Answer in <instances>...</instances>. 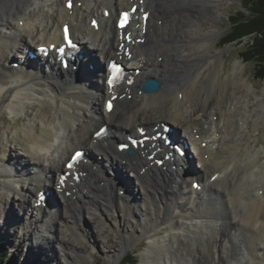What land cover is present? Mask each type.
Masks as SVG:
<instances>
[{
    "label": "bare ground",
    "instance_id": "6f19581e",
    "mask_svg": "<svg viewBox=\"0 0 264 264\" xmlns=\"http://www.w3.org/2000/svg\"><path fill=\"white\" fill-rule=\"evenodd\" d=\"M66 1L0 0V112L16 117L26 99L36 104L15 138L0 133V171L5 173L0 210L10 204L11 193L19 195L27 204L21 209L37 219L29 229L36 253L51 256L44 243L53 242L63 249L65 261L83 251L60 241L61 232L74 235L80 223L60 214V205L71 204L94 215L97 228L124 238L134 231L133 224L142 234L166 232L163 238L148 237L139 264H264V144L258 145L264 103L254 105L262 94L238 75V63L226 74L222 57L207 54L211 30L202 31L200 25L221 12L224 0H73L70 10ZM131 6H137L133 20L118 32V12ZM66 24L83 46L82 59L75 57L76 71L62 70L52 55ZM40 46L49 47L50 58L25 59L20 70L13 66L19 63L16 52L22 56ZM94 50L102 63L122 62L133 83L109 88L106 68L91 56ZM147 78L160 83L157 92H140ZM98 81L101 85H94ZM164 120L188 138L199 169L175 155L159 168L154 160L161 142L150 150L145 144L131 157L116 150L118 140L136 128ZM102 125L108 126V136L95 141L93 134ZM7 145L22 153L16 156L24 163L20 170L4 167ZM79 147L91 161L78 166V182L72 176L60 182L66 155ZM194 180L199 191L192 188ZM40 191L54 192V207L36 205ZM168 193L179 212L167 205ZM177 213L181 223L174 221ZM10 220L9 213L2 214L3 224ZM85 235L90 248L98 247L96 238L82 230Z\"/></svg>",
    "mask_w": 264,
    "mask_h": 264
},
{
    "label": "rangeland",
    "instance_id": "374dc122",
    "mask_svg": "<svg viewBox=\"0 0 264 264\" xmlns=\"http://www.w3.org/2000/svg\"><path fill=\"white\" fill-rule=\"evenodd\" d=\"M223 4L224 5L221 7L220 13H218L214 17H205L204 20L200 23L202 31L211 30V33H209L210 37L206 41V43L208 44L207 54L209 56H213L214 60H218L222 57L224 61L223 69L226 74L232 72L235 64H239L240 70L238 72V75H242L243 79H246L248 83H251L254 88L257 89V94H262L261 100L254 102V105L256 107L258 106L260 101L264 103V81L258 78L259 72L258 68L255 65V61H247L242 58L245 46L247 44H250L252 42V39H250L249 37H245L242 40H235L232 42L227 41V38L229 37L230 32L235 26L236 22H238L244 16H248V12L246 11V7L243 6L240 0H224ZM86 47L90 48L89 45H86ZM31 51L34 52L33 47H31ZM17 56L18 53L16 52L14 60L19 59V56ZM92 56L96 57V63L98 62L99 64H101L102 67H100V69L102 68L103 70L104 63L101 62V58H98L95 50L92 52ZM96 71L97 69L95 68L94 72ZM190 78L191 76H189L188 81H190ZM74 79H76V82H78V77H74ZM91 79L95 81L96 79H98V77L94 74ZM230 81L233 83V78H231ZM98 82L99 84L94 83V85H101V81ZM190 85V82L187 83V88H190ZM35 106L36 104L33 103L32 100L26 99L24 101L21 112H19V115L16 117L10 116L5 111L0 112V133H5L9 137L15 138V134L17 133V131H19V129H21V127H23L28 122V115L34 112L33 108H35ZM98 108L101 110L102 105L99 104ZM173 128L175 129V126H173ZM94 130L95 129H93V131ZM259 132L261 136H258V145H261L264 144V128L260 127ZM179 135H181V133L178 131V137ZM88 136L89 135H87V137ZM18 154H22L19 151L18 147L7 145L6 160H8L4 164V167L7 169H11L14 166H17V170H20V168L23 167L24 163L16 158ZM67 159L68 155H66L64 161H66ZM64 161H62V163ZM197 169H199V167H197ZM4 175V171H0V193L3 192L2 186L3 182L5 181ZM27 190L28 189H23V192L28 193ZM126 194L128 195V193ZM170 194L171 193H168L165 197L166 203L171 210H176V212H179L180 207L177 203L172 202V195ZM55 197L56 196L54 195V192L51 191L49 199V206H51L50 208L54 207ZM22 205L27 206V204L23 203L22 200L20 202L19 195L11 193L10 204L4 206L3 211L0 210V244L4 246L7 252V256L19 264H119L129 254H132L134 256L135 264H139L142 254L145 252V249L151 242V239L148 237L163 238L167 235L166 232L160 231V233H157V236H154L155 233L152 231V229L145 234H142L140 225L136 226L133 224L134 231L131 233L125 232L128 233L127 235L129 236L128 238H124L123 235L110 232L106 228H97V225L94 224V215L88 216L85 209H79L77 205L71 204H68L66 206L60 205V214L63 215V218H65V216H69L76 221H80L75 234L73 235L71 231H64L65 233L61 232L62 240L60 241L66 243L65 248L74 246L76 247V250H79V247L83 249V251H77L76 254L72 255L70 259H66L65 261V258L63 257V249L61 253L58 246H56L53 242L50 243L49 241H46L44 243L45 247H48L53 251L50 252L51 256H48L47 254L44 255V251L36 253L37 246H34L33 240L30 239L31 230L29 229H34L36 227L37 219L34 220V217L31 218L30 214H26V211L21 209ZM7 213H9V219H11V222H9L8 224H3L2 214L7 215ZM52 213H55V209H52V212L50 214ZM110 214L111 212H109V215ZM174 219V221L176 222H182L180 213H177ZM62 220L63 219H61V221ZM154 224L148 225L146 229L152 228ZM5 229L8 231H6ZM82 230H86V234H88L89 237L96 238L98 247L96 246L94 248H90V245L87 242L86 235L81 236ZM123 242L127 244L126 249L122 248ZM107 246L111 247L113 251H111L110 253L106 252L105 247Z\"/></svg>",
    "mask_w": 264,
    "mask_h": 264
},
{
    "label": "trees",
    "instance_id": "16d2710c",
    "mask_svg": "<svg viewBox=\"0 0 264 264\" xmlns=\"http://www.w3.org/2000/svg\"><path fill=\"white\" fill-rule=\"evenodd\" d=\"M248 16H244L232 28L228 42L242 40L245 37L252 39L245 46L242 58L254 60L258 68L259 79L264 81V0H240ZM227 42V43H228ZM0 264H19L7 256L3 245L0 244ZM119 264H135L134 256L127 255Z\"/></svg>",
    "mask_w": 264,
    "mask_h": 264
},
{
    "label": "snow or ice",
    "instance_id": "6c2138e0",
    "mask_svg": "<svg viewBox=\"0 0 264 264\" xmlns=\"http://www.w3.org/2000/svg\"><path fill=\"white\" fill-rule=\"evenodd\" d=\"M68 7H71L72 4H71V0H69V3L67 5ZM133 11H135V9H133ZM128 17H129V13H123L122 14V17H121V20L119 22V27L120 28H125L126 25L128 24ZM95 24V22H93ZM65 40H68V29H67V26H65ZM69 42V45L71 46V41H68ZM60 51H63V49H60ZM113 68H115L116 66L115 65H112ZM108 84H109V87L112 86V78H109L108 80ZM107 109L109 111H111V108H112V105H111V102L109 101L106 105ZM76 156H79V153L76 154ZM76 156L73 157V160L76 158ZM68 167H71V163L68 164Z\"/></svg>",
    "mask_w": 264,
    "mask_h": 264
},
{
    "label": "water",
    "instance_id": "95a60500",
    "mask_svg": "<svg viewBox=\"0 0 264 264\" xmlns=\"http://www.w3.org/2000/svg\"><path fill=\"white\" fill-rule=\"evenodd\" d=\"M159 88H160V84L154 79H149L144 81V83L141 86V90L144 93H148V94L157 92Z\"/></svg>",
    "mask_w": 264,
    "mask_h": 264
}]
</instances>
